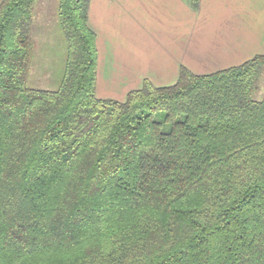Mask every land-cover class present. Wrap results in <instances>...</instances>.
I'll return each mask as SVG.
<instances>
[{
  "label": "trees",
  "instance_id": "1",
  "mask_svg": "<svg viewBox=\"0 0 264 264\" xmlns=\"http://www.w3.org/2000/svg\"><path fill=\"white\" fill-rule=\"evenodd\" d=\"M36 1L0 0V264H264V53L99 98L90 0H58L65 70L32 88Z\"/></svg>",
  "mask_w": 264,
  "mask_h": 264
},
{
  "label": "crops",
  "instance_id": "2",
  "mask_svg": "<svg viewBox=\"0 0 264 264\" xmlns=\"http://www.w3.org/2000/svg\"><path fill=\"white\" fill-rule=\"evenodd\" d=\"M98 53L95 92L123 100L144 81L206 75L264 53V0H90Z\"/></svg>",
  "mask_w": 264,
  "mask_h": 264
},
{
  "label": "rangeland",
  "instance_id": "3",
  "mask_svg": "<svg viewBox=\"0 0 264 264\" xmlns=\"http://www.w3.org/2000/svg\"><path fill=\"white\" fill-rule=\"evenodd\" d=\"M58 0H37L34 6L32 38L35 42L27 85L55 90L65 70L66 44L57 16ZM255 100L264 97V67L259 78Z\"/></svg>",
  "mask_w": 264,
  "mask_h": 264
}]
</instances>
